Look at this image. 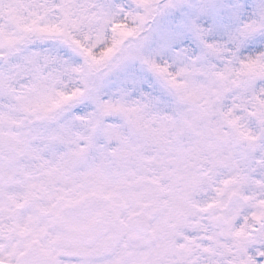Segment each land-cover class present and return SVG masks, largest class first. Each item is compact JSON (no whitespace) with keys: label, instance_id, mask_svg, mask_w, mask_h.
<instances>
[{"label":"snow or ice","instance_id":"snow-or-ice-1","mask_svg":"<svg viewBox=\"0 0 264 264\" xmlns=\"http://www.w3.org/2000/svg\"><path fill=\"white\" fill-rule=\"evenodd\" d=\"M0 264H264V0H0Z\"/></svg>","mask_w":264,"mask_h":264}]
</instances>
